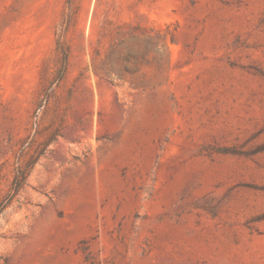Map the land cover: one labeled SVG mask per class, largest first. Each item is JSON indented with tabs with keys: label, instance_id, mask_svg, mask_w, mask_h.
<instances>
[{
	"label": "rangeland",
	"instance_id": "rangeland-1",
	"mask_svg": "<svg viewBox=\"0 0 264 264\" xmlns=\"http://www.w3.org/2000/svg\"><path fill=\"white\" fill-rule=\"evenodd\" d=\"M0 264H264V0H0Z\"/></svg>",
	"mask_w": 264,
	"mask_h": 264
},
{
	"label": "trees",
	"instance_id": "trees-1",
	"mask_svg": "<svg viewBox=\"0 0 264 264\" xmlns=\"http://www.w3.org/2000/svg\"><path fill=\"white\" fill-rule=\"evenodd\" d=\"M26 177H27V172L25 169L19 170L18 173L15 175L11 187L12 196L17 194L20 191V189L23 187V185L25 184Z\"/></svg>",
	"mask_w": 264,
	"mask_h": 264
}]
</instances>
